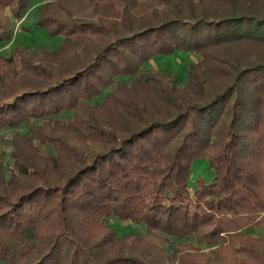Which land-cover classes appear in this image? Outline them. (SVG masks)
<instances>
[{"label": "trees", "instance_id": "trees-1", "mask_svg": "<svg viewBox=\"0 0 264 264\" xmlns=\"http://www.w3.org/2000/svg\"><path fill=\"white\" fill-rule=\"evenodd\" d=\"M155 1L162 8L142 11L140 23L125 11L121 24L60 18L47 1L37 25L49 36L76 48L102 42L90 41L83 57L65 58L57 71L44 48L0 54V129L24 123L31 138L55 147L33 156L27 132L13 138L10 172L0 159V264H168L147 254L104 255L105 244L125 239L110 216L144 224L166 242L195 240L179 242L190 250H174L177 264H264L256 246L264 236L248 233L264 227V0ZM30 2L0 0V47ZM180 51L202 55L188 70L194 95L169 92L168 113L149 115L119 94L120 83L95 107L116 108L125 129L105 125L93 98L120 76L149 83L140 66ZM64 110L75 111L72 131L90 143H72L59 123L31 121ZM198 160L211 174H194ZM91 229L103 230L99 242L87 241Z\"/></svg>", "mask_w": 264, "mask_h": 264}, {"label": "rangeland", "instance_id": "rangeland-1", "mask_svg": "<svg viewBox=\"0 0 264 264\" xmlns=\"http://www.w3.org/2000/svg\"><path fill=\"white\" fill-rule=\"evenodd\" d=\"M47 1L50 0H31L22 17H16L13 19L11 25L13 38L11 41L2 44L0 47V54L6 56L10 55L11 51L17 45L28 46V48L33 50L44 48L47 53H50L49 58L55 65V70L57 71L61 68V62L65 58L69 59L66 61H76L78 55L80 58L83 57L87 43H90V41H92L93 45L102 42V36H99L97 38L95 37L86 40L85 43H82V46L76 48L73 44L63 46V35L55 37L49 36L45 29L40 28L37 25V21L40 17L39 6ZM187 1L188 0L182 1L185 6ZM192 1L197 4L210 1L215 3L214 0ZM53 4V12L55 15H59L60 18L81 17L85 20H96L101 18L109 23L120 21V24L123 23L122 15H124L125 11L130 10L136 18L134 19L135 22L140 23L142 21L140 18L142 11H150L155 8V5L162 8L160 3L157 1L154 2V0H120L119 2L115 0H53ZM137 23H135V25ZM200 60H202L201 54L188 51H180L170 55L152 57L139 68V72H146V74L152 76H150L151 80L149 83L138 84L137 82V85H135V76H120L115 83L105 88L102 96L93 98L90 101L94 106L93 110L98 113L108 127L118 130L119 132L125 129V124L123 122L125 116L123 117L121 113H118L116 108L95 107L97 103L103 100L107 92L117 89L120 86V83H124L119 90V94L131 99V101H139L140 107L145 108L147 114L159 115L168 113L171 108L170 105H167L166 103V101H169L167 99L169 92H172V94L181 99L194 95L189 84L190 78L188 70L190 69L191 63ZM158 86L164 87L167 91L161 90ZM74 113V110H64L59 114L52 115L50 118H33L31 121L39 125L53 123L51 124L52 126L55 125L54 123H59L61 126L59 128L64 134L69 135V139L72 143L84 146L85 143H90L91 139H88L87 136H80L72 131L69 124V117L73 116ZM125 115L127 116V114ZM129 115L128 118H130ZM27 132L28 151L30 153L32 152L33 156L42 157L47 156L50 152H55V147L52 143L42 141L37 137L31 138L29 126L24 123L14 127H3L0 129V159L3 160L6 169L9 172L11 167L14 166L15 161L11 155L13 149H15L13 138L17 137L22 139L21 137ZM22 141L24 142V140ZM94 145L99 144L98 142H94ZM194 167L195 175L211 174L206 161L198 160ZM107 221L111 226L116 228L117 234L122 235L125 239H123L122 245L117 243L112 247H108V245L105 244L102 251L104 255L117 252L132 253L136 255L147 254L150 257H158L162 259V262L165 261L168 264H177L178 260L172 257L174 250L177 247L181 248L182 252L190 250L189 247L184 244L181 245L179 242L193 241L197 244V242L193 239L191 240V238L185 240L172 238L173 240L171 242L163 241L158 236L149 233L146 225L135 223L132 220H123L116 216H110L107 218ZM86 232L87 241L91 243L99 242L100 238L103 236V230L99 231L91 229ZM248 233H252L255 236H264V227H254L250 229ZM256 246L262 255H264V240L257 241ZM160 247L165 251L164 258L161 255V251L157 249ZM203 248L205 250L210 249L207 245H204ZM195 264H202V261L197 260ZM250 264L259 263L252 261Z\"/></svg>", "mask_w": 264, "mask_h": 264}]
</instances>
